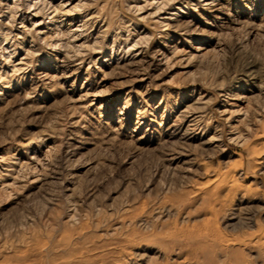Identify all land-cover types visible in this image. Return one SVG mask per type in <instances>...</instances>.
<instances>
[{
    "label": "rangeland",
    "instance_id": "rangeland-1",
    "mask_svg": "<svg viewBox=\"0 0 264 264\" xmlns=\"http://www.w3.org/2000/svg\"><path fill=\"white\" fill-rule=\"evenodd\" d=\"M0 264H264V0H0Z\"/></svg>",
    "mask_w": 264,
    "mask_h": 264
}]
</instances>
